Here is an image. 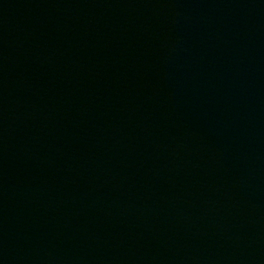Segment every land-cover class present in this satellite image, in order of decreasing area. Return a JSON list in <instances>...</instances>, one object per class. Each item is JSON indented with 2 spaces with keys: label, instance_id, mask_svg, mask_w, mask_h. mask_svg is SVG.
I'll return each instance as SVG.
<instances>
[{
  "label": "water",
  "instance_id": "1",
  "mask_svg": "<svg viewBox=\"0 0 264 264\" xmlns=\"http://www.w3.org/2000/svg\"><path fill=\"white\" fill-rule=\"evenodd\" d=\"M0 264H264V0H0Z\"/></svg>",
  "mask_w": 264,
  "mask_h": 264
}]
</instances>
